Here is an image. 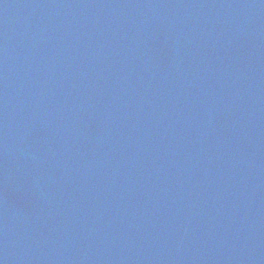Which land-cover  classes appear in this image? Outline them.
Instances as JSON below:
<instances>
[{
  "label": "water",
  "instance_id": "obj_1",
  "mask_svg": "<svg viewBox=\"0 0 264 264\" xmlns=\"http://www.w3.org/2000/svg\"><path fill=\"white\" fill-rule=\"evenodd\" d=\"M0 264H264V0H0Z\"/></svg>",
  "mask_w": 264,
  "mask_h": 264
}]
</instances>
